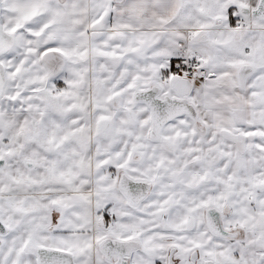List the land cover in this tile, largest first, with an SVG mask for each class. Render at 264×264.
<instances>
[{
  "label": "crops",
  "instance_id": "1",
  "mask_svg": "<svg viewBox=\"0 0 264 264\" xmlns=\"http://www.w3.org/2000/svg\"><path fill=\"white\" fill-rule=\"evenodd\" d=\"M0 1L15 38L10 71L29 101L0 111V205L12 229L4 264H34L9 241L37 232L50 198L67 191L50 174L91 193L96 155L144 149L150 113L133 95L171 78L182 56L207 67L191 92L200 119L226 129L264 122V23L237 29L231 0Z\"/></svg>",
  "mask_w": 264,
  "mask_h": 264
},
{
  "label": "flooded vegetation",
  "instance_id": "2",
  "mask_svg": "<svg viewBox=\"0 0 264 264\" xmlns=\"http://www.w3.org/2000/svg\"><path fill=\"white\" fill-rule=\"evenodd\" d=\"M180 118L163 127L159 142L149 140V124L143 150L96 155L91 193L50 174L67 191L50 198L37 232L25 229L9 245L34 264H264V133H255L264 123L226 129ZM2 225L0 264L12 230L0 205Z\"/></svg>",
  "mask_w": 264,
  "mask_h": 264
},
{
  "label": "water",
  "instance_id": "3",
  "mask_svg": "<svg viewBox=\"0 0 264 264\" xmlns=\"http://www.w3.org/2000/svg\"><path fill=\"white\" fill-rule=\"evenodd\" d=\"M239 17L245 20L253 19L264 23V0H248V4L237 3L234 5ZM15 45V38L6 32L1 22V1H0V58L12 51ZM7 85V75L3 64L0 61V99L4 96ZM193 89V83L184 78H169L158 84L152 81L149 88L136 91L133 95L134 102L143 104L150 113V134L149 140L159 142L163 127L180 117L198 119L199 114L195 106L189 101ZM4 166V160H0V168ZM7 229L2 225L0 234H5ZM51 254H64L53 249H46ZM33 256H36L32 252ZM40 264V261H38Z\"/></svg>",
  "mask_w": 264,
  "mask_h": 264
},
{
  "label": "rangeland",
  "instance_id": "4",
  "mask_svg": "<svg viewBox=\"0 0 264 264\" xmlns=\"http://www.w3.org/2000/svg\"><path fill=\"white\" fill-rule=\"evenodd\" d=\"M234 0H231V3H234L237 4V2H233ZM235 1H238V3H245L246 0H235ZM247 22V21H246ZM256 24H260L259 22L257 21H254ZM16 50V47L13 49V51ZM8 55V54H7ZM7 55H4L0 58V61L1 63L3 64V66L5 67V70H6V75H7V86H6V89H5V96L3 98L0 99V111H3V110H8V109H14V108H21L23 106H25L26 104H24L23 102L25 103H28V96L26 95H23L22 93L25 91L21 86L20 84L17 82L16 79L13 78V72L10 71L11 69V66L12 68H15V66L13 67L14 63L11 64V62H9V58ZM12 72V74L10 75V73ZM13 82L15 83L16 88H15V91L13 92V95H15L16 99H14L12 101V99H10L11 95H12V90L14 89V87H12V84ZM180 119H185L184 117L183 118H180ZM264 119V117H263ZM261 123H264V122H261ZM257 124H259V122H257ZM264 129L261 128L260 126L257 127L255 129V133H259V132H263ZM251 135V134H250ZM206 151V150H205ZM208 157V156H207ZM208 159V158H207ZM205 160L203 163L207 164L208 160ZM247 167H252V163L251 162H247ZM254 166H255V163H254ZM264 169V167H263ZM55 201L57 202H60V201H65L66 199L65 198H61V197H54ZM76 212H72L70 214V217L69 219L71 220V222H73L74 220L71 218ZM79 229H81V225L80 224H77V223H72V233L73 234H77L78 235V231Z\"/></svg>",
  "mask_w": 264,
  "mask_h": 264
},
{
  "label": "built area",
  "instance_id": "5",
  "mask_svg": "<svg viewBox=\"0 0 264 264\" xmlns=\"http://www.w3.org/2000/svg\"><path fill=\"white\" fill-rule=\"evenodd\" d=\"M246 20L239 17L236 25L237 29L244 28ZM208 75L205 62L200 58L184 55L179 60L178 69L171 73V78H184L191 82L202 79Z\"/></svg>",
  "mask_w": 264,
  "mask_h": 264
},
{
  "label": "trees",
  "instance_id": "6",
  "mask_svg": "<svg viewBox=\"0 0 264 264\" xmlns=\"http://www.w3.org/2000/svg\"><path fill=\"white\" fill-rule=\"evenodd\" d=\"M13 49H14V48H13ZM13 49H12V51H13ZM12 51H11V52H12ZM11 52H9V53H11ZM9 53H8V54H9ZM6 55H7V54H6ZM6 86H7V85H6ZM4 94H5V93H4ZM4 96H5V95H4ZM4 96H3V97H4ZM3 97H2V98H3Z\"/></svg>",
  "mask_w": 264,
  "mask_h": 264
}]
</instances>
